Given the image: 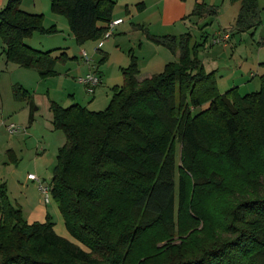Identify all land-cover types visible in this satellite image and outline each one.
<instances>
[{"label": "trees", "instance_id": "obj_1", "mask_svg": "<svg viewBox=\"0 0 264 264\" xmlns=\"http://www.w3.org/2000/svg\"><path fill=\"white\" fill-rule=\"evenodd\" d=\"M50 1L81 44L104 38L116 6L115 0ZM232 1L240 2L237 29H256L261 23L259 0ZM20 2L9 0L0 10L6 59L35 69L42 78L55 76L58 61L68 59L66 52L54 55L25 39L58 28H46L44 14L26 11ZM217 13L218 7L205 2L193 10L199 17ZM151 39L178 52V59L140 80L138 60L132 56L123 69V85L114 87L105 109L51 102L53 126L66 136L51 191L76 241L60 236L49 215L44 222L29 223L1 184L0 264H137L141 258H147L145 264H264V193L226 206L225 220H211V229H228L233 237L214 236L212 244L196 253L174 245L175 222L168 218L175 202L178 214L190 204L194 185L196 197L210 187L217 190L222 165L242 170L250 188L261 184L264 74L259 91L241 95L233 87L221 92L216 72L206 71L198 57L199 45L191 33ZM14 93L29 96L34 104L22 86L15 85ZM165 225L170 235L161 250L164 256H134L137 244Z\"/></svg>", "mask_w": 264, "mask_h": 264}, {"label": "rangeland", "instance_id": "obj_2", "mask_svg": "<svg viewBox=\"0 0 264 264\" xmlns=\"http://www.w3.org/2000/svg\"><path fill=\"white\" fill-rule=\"evenodd\" d=\"M8 1L0 0V10L6 7ZM205 1L212 4L215 0ZM218 1L219 17L208 15L200 18L192 15L189 17V22H186L187 27L184 30H177L173 24L169 26L155 24L154 28L158 31L157 33L162 34L171 33L180 36L182 33H191L193 43L196 42L199 45L198 57L203 62L206 71L216 72L217 86L221 92H226L233 87H237L241 95L259 91L262 88V75L264 74V43H262L264 25L248 31H237L235 19L238 14V5L232 4L231 0ZM263 4L264 0H262ZM20 7L32 13L44 14V26H50L58 21L56 23L61 30L52 35L36 32L32 37L26 38L25 42L40 50H54V55H59L62 50H65L71 58L58 61L56 69L59 73L52 78L43 79L35 69H27L7 61L4 53L5 44L0 36V185L6 184L9 195L16 205L25 206V210L22 208L23 217L29 223L44 222L49 215L55 222L56 232L74 242L76 239L67 228L63 213L53 195L51 202L46 203L44 194L40 190V182L29 179L28 176L35 174L43 184L51 186L58 151L66 141L63 131L49 128L52 119L49 98H55L64 106L72 105L74 102L68 95L72 93V90L67 91L63 88V78L69 76L76 82L75 79L78 80L79 76L86 73L88 63L99 64L102 52L95 49L96 45L107 41L102 49L114 48L112 43L114 37L119 39L116 42L119 43V49L112 54L109 60V73L111 74L109 78L114 83L122 85L124 83L123 71H120L118 75L116 68L120 63H126L123 64L124 67L130 64V60H126L129 55L128 50L131 47L137 50L138 44L135 43L142 32L135 35L116 33L110 38L91 40L88 41L89 45L80 46L75 40L69 38L73 34L69 29L67 19L64 15H57L52 11L50 0H21ZM155 15L152 16L154 20L157 19ZM128 24L130 26V22ZM225 29L233 32L231 39L226 40L221 36L219 38L218 32ZM217 38L219 42L214 43ZM83 49L88 52L89 60L82 55ZM138 51L136 54H139ZM142 52L144 58H141L140 68H145L146 62L156 56V53L153 55V52L146 46ZM130 54L131 57H137L133 50ZM173 57L172 55V60L176 61L179 56ZM17 84L28 90L32 97L34 96V107L31 105L29 96H22V98L15 96L14 86ZM107 106L108 104L101 106L102 108L93 109L101 110ZM31 109L35 113L33 121L30 118ZM12 123L19 126L18 131L14 133L8 129ZM180 150L179 145L178 153ZM219 170L221 177L218 181L221 186H216L217 190L210 187L211 189H207V193L203 196L196 197L194 194L196 186L194 185L190 204L185 210L178 214L177 202H175L168 212V218L175 222L172 232V242L175 246H184L191 253H196L203 246L212 244L214 236L220 240L233 237L228 229L217 228L212 233L210 221L221 224L222 220H225L223 213H225L226 206L235 205L257 191L264 193V172L259 178L261 184L256 189L247 186L245 173L243 174L242 170L231 164L222 165ZM169 235L170 230L167 225L149 232L143 242L137 244L134 256L143 257L149 254L159 256V258L163 257L161 250L169 241L166 240ZM146 260L147 258H141L137 264H145Z\"/></svg>", "mask_w": 264, "mask_h": 264}, {"label": "crops", "instance_id": "obj_3", "mask_svg": "<svg viewBox=\"0 0 264 264\" xmlns=\"http://www.w3.org/2000/svg\"><path fill=\"white\" fill-rule=\"evenodd\" d=\"M115 1H116V6H115V9L113 11V19L122 18L123 21L114 27L113 34L110 37H112L116 33H130L131 35H135L136 33L140 34V32H142V35L140 36L139 39H137L138 41L135 43V44H138L136 47H137V50H139L138 51L139 54H136L137 50H135V47H131L128 50L129 55L126 58V60H130V63H131V60H132L131 59L132 57L130 54L131 50H133L134 54L137 55L136 58L139 61L138 78L140 80L145 79L147 77H151L153 74H157V72L158 73L163 72L166 65L169 62L173 61L172 55L174 56L173 58H175V55H179L178 52H174L170 48H168L167 46L159 44V43L155 42L153 39H151L152 36H164V35H174V36L179 37L178 34L157 33L158 31L154 28L155 24H157V25L163 24L165 26H169V25L173 24L175 26L174 28H176L177 30H184L187 27L186 22H189V19H190L189 17L194 15L193 10H194L196 4L198 2H201V0H115ZM203 2H205L207 5L212 6V7H214V6L218 7L219 6V5H217L219 2L218 0H215L214 3H212V4H209L205 0H203ZM231 3L238 5V13H239L240 2L239 1H237V2L232 1ZM259 7H260V19H261L260 22L261 23L257 28H260L262 25H264V4L262 5V0H259ZM153 14H156L155 15V18H157V19H155L156 21L154 19H152ZM195 16H197V15H195ZM216 16L219 17L218 13L216 14ZM200 18H203V17H200ZM44 20H45V17H44ZM56 22H58V21H55V23H53L50 26L45 25V27L49 28V27H52L55 25L58 28L57 32L50 33V34H47V33H42V34L52 35V34L59 33L61 30L58 27V23H56ZM128 22H130V26H129ZM235 22H236V19H235ZM67 24L69 26V29L71 30L68 19H67ZM236 30L239 31L237 29V27H236ZM71 33L73 34L72 30H71ZM186 33H189V32H186ZM182 34H185V33H182ZM225 34L230 35L229 39H231V37L233 36V32H229L226 29L224 31L222 30L221 32L220 31L218 32L219 38L221 36V38L224 39ZM69 38H72L73 40H75L76 43L80 46H84V45L87 46V45H89L88 41H91V40H88L82 44L78 43L74 34H73V36H69ZM113 40L114 41L112 43H113L114 48L110 47L107 50H103L102 46L103 45L105 46L106 45L105 43H107V41H105L104 44L99 43L96 45L95 49L97 51L102 52V57L99 59L100 63L99 64L94 63L92 65L88 63L87 64L88 69L85 71L86 73L84 72L85 74H83L82 76H79L78 80L75 79L76 82H74V80L70 79L69 76H66L65 78H63L64 79V83H63L64 85H62V86L67 91L72 90L71 91L72 93H69L68 95L70 96V100H72L74 103H78V104L85 106L89 109L92 108L91 110H97V109H93V108H102L101 106H105L107 104L109 105V103L112 99L113 93H114V87L115 86H121L120 83H114V81L109 78V76L111 75L109 73V71H110L109 70V65H110L109 60H110L112 54H114L119 49V47H118L119 43H116L119 41V39L114 37ZM94 41H97V40H94ZM214 43H217V42L214 41ZM262 43H264V39H263ZM145 46L148 47L153 52V55H154V53H156V56L152 57V59L148 60L147 62L145 61L147 64L145 66V68H140V66L142 65V64L140 65V62L142 60L141 58H144V53L142 51H143ZM163 47H167V48H163ZM83 50H85V49H83ZM83 50L81 52H83ZM53 52H54V50H53ZM62 52H66V51L62 50ZM172 53H174V54H172ZM87 54H88V52H87ZM66 55L68 56V59L71 58V56L69 55L68 52H66ZM88 57H89V54H88ZM123 64H126V63H122V64L120 63L119 64L120 66L119 65L117 66L116 74L119 75L121 73L120 71H123V69L125 67H127V66L124 67ZM90 72H96V74H98L101 78L100 83L96 86V88L93 92H90L88 90V84L82 80V78H84ZM52 77H54V76H52ZM52 77H47V78H43V79H48V78H52ZM116 80H119V79H116ZM116 82H119V81H116ZM49 99H50L49 100L50 105H51L52 101H57L55 98H52V99L49 98ZM33 101H34V96H33ZM58 103H60V102H58ZM31 105L34 107V104H31ZM97 106H100V107H97ZM101 110H103V109H101ZM31 114H33V116L35 115V113L33 112L32 109H31L30 115ZM30 118H31V116H30ZM33 120H34V118H33ZM52 120H53V114H52V119H51L49 128L51 130H54L55 128L53 126ZM65 142L63 144H65ZM20 207L25 210V206L23 204Z\"/></svg>", "mask_w": 264, "mask_h": 264}, {"label": "built area", "instance_id": "obj_4", "mask_svg": "<svg viewBox=\"0 0 264 264\" xmlns=\"http://www.w3.org/2000/svg\"><path fill=\"white\" fill-rule=\"evenodd\" d=\"M123 21L122 18H118V19H113L109 22L108 24V30L107 32L105 33V36L104 38H109L112 34H113V30H114V27L117 25V24H120L121 22ZM230 38V35L229 34H225V37L224 39H229ZM215 42H218L219 39H215L214 40ZM82 55L84 57L87 58V60H89V57H88V54L85 50H83L82 52ZM82 80L88 84V90L90 92H93L96 88V86L100 83L101 81V78L98 74H96V72H90L89 74H87L84 78H82ZM8 129L11 133H14L16 131H18L19 129V126H17L16 124L12 123L8 126ZM29 179H32V180H38L40 182V190L42 191V193L44 194V197H45V201L47 203L51 202V198H52V191H51V186L50 185H45L43 184L42 181H40V179L38 178V176H36L35 174H29Z\"/></svg>", "mask_w": 264, "mask_h": 264}]
</instances>
